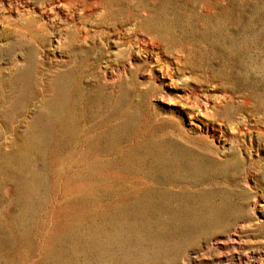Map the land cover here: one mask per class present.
<instances>
[{
  "label": "rangeland",
  "instance_id": "374dc122",
  "mask_svg": "<svg viewBox=\"0 0 264 264\" xmlns=\"http://www.w3.org/2000/svg\"><path fill=\"white\" fill-rule=\"evenodd\" d=\"M234 234L264 251V0H0V264Z\"/></svg>",
  "mask_w": 264,
  "mask_h": 264
},
{
  "label": "bare ground",
  "instance_id": "6f19581e",
  "mask_svg": "<svg viewBox=\"0 0 264 264\" xmlns=\"http://www.w3.org/2000/svg\"><path fill=\"white\" fill-rule=\"evenodd\" d=\"M148 43L154 45L155 47L159 46V42L153 41V39L151 40L150 38L148 40ZM236 234L230 235L222 240H218L215 242V245L219 247V249L226 250L224 254H221L220 258L229 259L238 263L244 262V264H260L259 261L262 257H264V251L257 248L250 251L245 250L243 248L245 244L239 240ZM262 243H264V241H262Z\"/></svg>",
  "mask_w": 264,
  "mask_h": 264
}]
</instances>
